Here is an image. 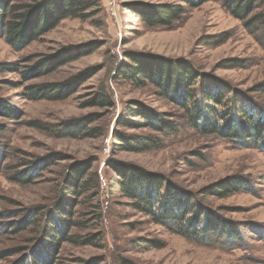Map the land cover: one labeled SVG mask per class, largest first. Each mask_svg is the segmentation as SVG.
Returning <instances> with one entry per match:
<instances>
[{"label": "rangeland", "instance_id": "1", "mask_svg": "<svg viewBox=\"0 0 264 264\" xmlns=\"http://www.w3.org/2000/svg\"><path fill=\"white\" fill-rule=\"evenodd\" d=\"M86 1L91 3L86 18L66 17L22 49L12 48L0 36V63L18 68L0 73V79L12 82L1 87L0 98L20 111L14 120L0 118L7 125L0 136V223L19 222V228H0V264H32L29 256L42 241L45 215L55 209L58 195L64 194L69 167L85 161L98 174L97 197L78 199L74 217L80 224L70 231L80 236L79 242H62L51 264H77L92 258L102 259L101 264H121L120 258L135 264H264V150L201 135L186 125L181 111L154 86L116 76L131 54L181 60L204 75V83L218 84L226 97L234 91L255 109H264V26L245 27L218 1L186 9L170 29L146 25L129 6L176 0ZM254 12L264 13V0L258 1ZM90 43L96 49L89 54L26 82L63 81L89 71L69 97L60 101L22 98L23 87L15 84L20 83L19 73L29 59ZM200 83L190 90L196 91ZM96 96L103 103L90 105ZM132 101L173 113L178 132L164 135L157 149L114 151V131L147 132L117 125ZM257 113L261 114L260 108ZM110 158L159 173L179 189L204 198L206 207L236 223L242 239L197 243L153 223L125 205L127 200L113 190L115 175L106 164ZM18 170L30 171V180H16ZM234 176L246 181L244 188L221 198L205 193L209 185ZM31 211H39L32 216L38 220L21 224ZM86 237L91 243L82 244ZM138 238L155 239L160 246L139 244Z\"/></svg>", "mask_w": 264, "mask_h": 264}, {"label": "trees", "instance_id": "2", "mask_svg": "<svg viewBox=\"0 0 264 264\" xmlns=\"http://www.w3.org/2000/svg\"><path fill=\"white\" fill-rule=\"evenodd\" d=\"M207 1L221 2L225 10L239 19L245 27L264 26V13L254 12L259 0H176L168 3L130 4L131 10L148 26L170 29L186 12ZM91 6L86 0H38L32 3H15L13 0H0V36L14 49H22L36 40L44 32L52 29L66 17L86 18V10ZM96 49L95 43L68 45L52 55H42L29 59L20 71L21 96L27 100H65L91 73L84 72L63 81L26 83L55 71L62 64L89 54ZM129 63L117 68L116 76L132 82L149 83L161 96L173 103L187 126L201 135H213L233 142L240 147H256L264 150V109L261 114L249 102L242 101L233 91L226 97L224 90L213 83H204V75L193 70L190 63L159 56L145 57L131 54ZM18 68L0 63V73L17 71ZM201 81L195 91L190 88ZM12 82L0 79V89ZM96 96L90 105L102 104L104 99ZM127 107L124 117L117 125L126 128H143L145 133H125L114 131L112 144L114 151L145 152L160 148L164 135L176 134L178 123L173 113L160 112L137 101ZM20 111L6 98H0V118L14 120ZM32 124H36L33 122ZM7 125L0 122V136ZM3 145L0 138V160ZM90 162H80L69 167L53 211L45 215L41 225L42 241L29 256L32 264H51V259L59 252L62 242L77 243L79 235L72 228L79 222L74 217L80 197H97L98 174L91 170ZM107 166L115 177L112 187L116 194L125 198V205L146 215L158 225L197 243L208 244L212 239L224 238L227 241L242 239L236 223L226 219L205 206L204 198L194 197L179 189L159 173L150 172L133 163L108 159ZM32 166L29 170H32ZM30 171L18 170L14 178L26 182ZM246 181L239 176L225 178L205 188L210 196L224 197L244 188ZM39 211L28 212L20 223L27 225L36 222L32 216ZM25 216V215H24ZM19 222L0 223V228L18 227ZM86 237L82 244L91 243ZM139 244L159 247L157 240L138 238ZM102 259L81 260L77 264H101ZM121 264H135L130 259L120 258Z\"/></svg>", "mask_w": 264, "mask_h": 264}]
</instances>
